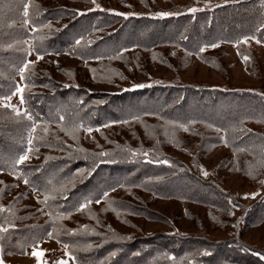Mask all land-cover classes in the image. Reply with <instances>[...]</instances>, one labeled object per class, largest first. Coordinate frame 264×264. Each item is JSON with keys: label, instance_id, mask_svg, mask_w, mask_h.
<instances>
[{"label": "trees", "instance_id": "trees-1", "mask_svg": "<svg viewBox=\"0 0 264 264\" xmlns=\"http://www.w3.org/2000/svg\"><path fill=\"white\" fill-rule=\"evenodd\" d=\"M134 1L135 4L139 3L141 5L143 2L142 0ZM25 2L26 0H21V3L17 5V0H0V96L10 94L14 89L12 77L18 67L11 68L9 61L17 60L22 55L20 46L22 41H24V36L19 34H21V31L22 33L24 32V26L19 24L20 20L23 21L19 15L24 10L22 6ZM257 2H260V0ZM257 2L249 0L245 1L244 4L241 2L221 5L211 10L196 12L195 14L184 13L177 17L172 15L163 18L152 14L149 15L146 12H139L137 15L125 18L115 14H105L100 10H87L85 15L76 16L71 9L54 7V9L49 8L42 12V9L37 6L29 7L30 18L31 15L39 13L41 14L39 15V20L42 22L46 21V19L48 21L55 20L61 16L65 19L59 31L51 32L55 36L52 37L54 38L52 46H47L48 51L53 53L66 51L71 55L77 56L80 60L95 59L93 62L98 63L104 59L106 50L102 49L107 45L111 48V55L106 59L119 61L122 65L121 67L110 66L109 63L107 65L98 63L91 67L96 80L102 83L106 81L108 84L115 86L111 90L99 91L88 90L87 87L78 85L73 70L65 72L66 79L64 84L46 76L33 77L32 74H35L31 70H27L25 73L26 79L23 80L24 83L28 84V80L30 81L28 85L33 86L31 83L36 85V83L44 82L45 89L52 90L51 92L36 93L32 91L29 93L25 89V110L32 114L34 121L43 122L49 128L45 139L35 142L34 146L36 148L49 145V150L57 149L62 151L63 154H70L71 151L69 149L71 148L67 149L68 147L65 144L68 142H70L69 144L79 142L78 131L85 130L87 127L85 119L93 114L95 115L94 123H96L94 127H102L98 121H110L111 126L99 128L101 135L114 136L115 133L111 132L114 127L119 129H122V127L130 128L129 132L131 134L133 132L139 135L141 133L144 134V139L141 143L150 145L147 133H153L154 138L157 139V144L169 142L179 149L182 154L188 156L190 160L189 162L181 161L168 154L157 152V148L152 149V147L146 150L150 159L166 158L171 162L172 166L150 164L145 162V160L135 162L134 158H138V156L126 160H111L113 162H107L110 158H105V162H101L95 153V159L93 154H88L84 156V162H80L79 159L84 157L79 158L78 156L77 158L74 152L77 161H71L73 163L71 165H75L77 162L79 166H76L74 170L82 168L86 172L83 179L76 180L75 186L66 187L67 182H69L67 179L57 183L58 176L61 173L58 167L62 166L67 161L65 158L69 157L62 156V159H57L52 165L57 167L59 172L53 176V180H55L54 187L51 186L47 191L54 194L55 199L54 201L50 199L48 204L44 205V212L46 214L49 211L53 213L65 212L62 205L65 196H70V193H74L85 185L91 184L92 186L93 182V185H100L95 183L102 181L97 180L96 175L100 169L106 167L105 164L110 166L109 163L121 162L123 167H131L140 163L144 171L143 176L149 183L142 182L132 185L139 189H145L150 193L153 191L159 195L156 197L177 198L184 205L187 204V206L189 203L200 205L206 210L209 219L216 228H224V226H220L228 221L227 211L232 207L229 200L235 204L234 199L228 193L220 190L213 182L200 178L202 177L198 171L200 160L195 159L204 157L214 146L224 144L233 154V160L237 164L235 166H238L237 171H241L244 175L247 174V171L251 174L255 173L253 177L264 175V134L249 126L250 124H264V98H260V101H255V95L250 92L234 94L210 86L162 84L161 81L157 83V80L152 81L151 84H145L136 81L135 78H130L128 74L134 73V68L137 64L139 65L142 54H148L146 57L147 61L150 59L153 63H160L165 61L161 55L171 50L177 56L176 59H178L174 66L170 65V68L174 69L173 72L186 66L184 62H181L182 55L185 56L186 64H188L187 59H190L191 55H195L198 60L217 71L223 72L222 60L224 53L222 47L227 43L234 44L241 55H248L252 59V55L249 54L248 50L247 53L244 52V43L237 44V41L246 36H255L257 39L264 41V28H261V25H264V6L259 9L253 8ZM127 10L128 8H126ZM145 10L149 9L145 8ZM35 23L38 24L36 25L37 27L41 26L36 33L38 38L39 35H43L40 34L43 26L41 25L42 23L36 21ZM16 34H18L17 37H15ZM81 36L84 38L85 44H82L74 52H70L69 50L74 45L75 40ZM49 40H38L39 44L35 40V44L39 45L41 49L47 50V47H42ZM87 41H92V43L89 45ZM212 43L217 44L218 47L207 46ZM200 47H205L203 53L199 51ZM214 51H222V53L219 52L215 55L213 54ZM121 52L122 57L116 58ZM96 57L100 58L97 59ZM97 67H100V75H97ZM121 75L124 80L129 81L125 88H122L119 83L112 82V80L117 79ZM134 84H143L145 87L134 88ZM36 98L40 99L38 103ZM55 99L57 102L51 103ZM135 108V111L130 112ZM61 116L64 117L62 122L64 129L71 130L83 125L75 132V139L67 131L61 130ZM134 116L139 118L136 119L135 125L139 124L140 127L142 125V132L133 131L132 122L134 120L132 117ZM154 120L155 123L150 129L149 125ZM113 121H116V123H112ZM122 121L129 122L122 123ZM190 122L194 123L190 124ZM31 123L24 117H17L10 109L0 108L1 151L7 150L3 148L5 146L11 148L7 154L1 152V156L4 158L0 159V172L10 174L13 172V169L8 165L12 158L16 157L24 148L22 144L26 143L27 129L31 127ZM159 123L162 125L166 124V127L164 125L163 128H159ZM174 124H190V130L184 131L183 134L180 132L183 129L174 127ZM105 130L107 131L106 134H104ZM39 134L44 135L43 132ZM221 136L225 137L227 144L221 141ZM194 139H197L196 143ZM62 141L65 144H62ZM124 149L127 150V147H124ZM99 152H107V150H100ZM139 152L143 151L139 150ZM38 153L41 157L44 156L42 152ZM47 164L48 168L43 170L44 173L50 169L51 163L48 162ZM30 167L32 166L27 164L21 165L18 167V171L23 172L25 168L30 169ZM41 167L42 169L44 168L43 165ZM92 169H94L92 175L88 176V170ZM33 175L26 177L32 182L31 187H38L40 185L39 173H34ZM177 180L181 181V186H168L170 182ZM62 185L67 189L63 195L52 193V189ZM90 190L89 196L96 197L93 187ZM103 192L100 191V194L102 195ZM115 192L117 190L113 191V193ZM84 194L86 193L82 189L78 190V194L75 197L76 200L83 201ZM2 195L3 193L0 192V196ZM51 202L52 206H50ZM120 202L121 207H118L120 210L123 209L142 215L151 213L152 217L157 220L168 219L164 214L158 211H150L146 207L143 208L144 206L140 207L141 205L137 206L127 201ZM112 204L115 205V201ZM76 212L75 207H72L69 217ZM185 212L187 216L194 218V213L189 208L186 207ZM258 212L260 214L264 213L263 206L253 204L247 208L248 220L256 221ZM1 213L2 211H0V225L1 223L6 224V216L8 215ZM15 218L16 214L13 212L8 223L14 221ZM63 223L66 224L65 218L57 220L55 223L50 220L46 229L45 226H42L40 230L31 228L28 232H23L24 230L20 233L15 232L13 239L24 233L20 237L24 236L25 241L18 248L8 244L5 248L14 251V253L22 254L31 244L48 235V232L53 230L62 231ZM64 241L72 246L74 243H85V238L81 236L75 238V235H70L66 236ZM104 241L105 239H98L100 243ZM71 242L72 245L70 244ZM232 244L234 246H231ZM115 245L116 242H108L101 246L91 247L90 250H78L75 259L78 263L83 261V264H85L84 261L87 258H91V261L87 264H98L113 251H118L114 258H123L127 261L126 264H189V261H192V264H256L257 260L252 254L254 251L236 239H231L226 245L225 243L211 241L202 236L190 234L157 232L148 237L137 238L121 247H115ZM204 251L210 252L211 255H201L200 253ZM169 257H174V259Z\"/></svg>", "mask_w": 264, "mask_h": 264}, {"label": "rangeland", "instance_id": "rangeland-1", "mask_svg": "<svg viewBox=\"0 0 264 264\" xmlns=\"http://www.w3.org/2000/svg\"><path fill=\"white\" fill-rule=\"evenodd\" d=\"M142 1V5L139 3L135 4L134 0H96V3L100 5L101 9H113L116 12H135L136 14L139 12H146L149 15H154L156 12L170 11L180 12V15H183L184 13H188L187 8H204L206 3L210 5V8L207 10H211L217 7V5L221 6L241 2L244 4L245 1L249 0H227V2H225V0ZM252 1L257 2L259 0ZM20 3L21 0H17V5ZM25 3H28L31 8L37 6L42 9V12H45V10L49 8L54 9V7L71 9L74 12L76 10L87 12L88 9L95 8L92 0H26ZM263 6L264 0H260V2L254 4L253 8L259 9ZM22 8L24 9L23 6ZM126 8H128L127 11ZM145 8L149 10H145ZM254 11L257 12L256 10ZM102 12L105 14H114L107 11ZM39 15L41 14L38 13L37 15H31V18L28 15L27 18L29 19L30 24L27 25L24 24V10H22V14L19 15L20 18L23 19V21H19V24L24 26V32L22 33L21 31V34L19 35L24 36V41H22L20 46V52L22 55H20V57L17 56V60L9 61V66H11V68L18 67L16 69V73H14L15 75L12 77L13 86L20 84L29 93L32 91L36 93L52 91L50 89H45L44 82L38 84L36 83V85L31 83L33 86H29L28 84L30 81L27 80L28 84H26L23 80H21L18 70L22 66L23 61L30 60L33 61L34 64L28 70H31V72L35 74H32L33 77L46 76L47 78H52L57 82H62V84H64L66 79L65 72L67 70H73L77 84L87 87L88 90H111L115 87L113 84H108L106 81L105 83H102L96 80L94 78V71L91 70V67L98 63L105 65L109 63L110 66L116 65L122 67L119 61L106 59L111 55L110 46L105 45L102 49L106 50L105 56L104 59L98 63L93 62L95 59H90L88 61L80 60L77 56L71 55L66 51H60L59 55H56V53L48 51L47 46H52V40L54 39L52 37L55 36L51 34V32L59 29L65 19L61 16L55 20L53 19L48 21L46 19V21L42 22L39 20ZM180 15H173V17ZM35 21L42 23L41 25L43 26L40 30V34L43 35H39L38 38V34H36L38 31L33 32L32 29L36 28L39 30L41 26L37 27L36 25L38 24H36ZM7 24H9V22H7ZM49 24L51 25V30L46 27V25ZM17 36L18 34H16L15 37ZM41 38L50 39L42 47H47V50H43L39 45L35 44V40H43ZM256 40L257 38L249 39L247 43H244V52L247 53L248 50L249 54L252 55V59L248 55H241L238 48L234 44H224L222 47V51L224 53V58L222 60V66L224 69L223 72L217 71L206 63L198 60L195 55H191L190 59H187L188 64H186L185 56L182 55L181 62H184L186 66L176 72H173L174 69L170 68V65L174 66L178 59H176L177 56L171 50L167 51L164 55H161L162 59L165 61H161L160 63H153L150 59L147 61L146 57L148 54H142L139 65L137 64L134 68V73H129L128 76L145 84H151L152 81L157 80L161 81L162 84L174 83L195 86H210L218 90L234 94H238L240 92H250L252 95H255V101H260V98H264V41H262V39H258L260 43H257ZM39 41L37 44H39ZM30 45L41 51L43 55L42 59L37 60L35 51H33L31 55H28ZM222 51H214L213 54L216 55L219 52L222 53ZM240 56H247L249 59L245 63L244 57ZM173 57H175V59H173ZM97 75H100V67H97ZM29 77L31 78V76ZM112 82L119 83L122 88H125L129 83L128 80H124L122 75L118 76L117 79L112 80ZM39 100V98H36L37 103ZM55 101L57 102L55 99L51 103H54ZM11 103L21 108L22 111L25 110L26 104L24 103L21 105L19 95L13 96ZM135 110L136 108L130 112ZM85 122L87 127H91L93 129L91 133L81 130L78 131L80 136L79 142L71 144H69L70 142L66 144L63 141L61 142L68 147L67 149L71 148L69 149L71 151V155L68 153L63 154L62 151L57 149L49 150V145L37 147L38 152H42V155L44 156L41 157L38 152L35 153L27 162V165L32 167H30V169L25 168L23 172L19 170L23 176H31L34 173H39L38 176L40 185H38V191H33L31 184H25L22 177L14 175V170L11 174L0 172V181L3 182L0 183V192L3 193V195L0 196V204L5 207V210L2 211L1 214L8 215L6 216L7 218L5 217L6 224L1 223V225L7 227V223L10 221V215H12L13 212L16 214L15 220L10 222L14 224V227L9 229V232L5 234L4 240L0 242L2 243L0 258L3 259L4 264H37L36 258L31 255L33 249L43 252L41 261L46 262V264H56V262L61 259L66 260L68 264H83V261L78 263L76 259L73 260L64 255L63 245L67 244L64 239L66 236H70L67 234V230L71 229L78 230L75 234V238L78 236L85 238V243L83 244L74 243L72 245V242L70 243L72 246H69L72 251V255L75 258L78 250H90L91 247L101 246L108 242H116L115 247H121L125 243H130L137 238L151 236L157 232H163L165 234L178 233L202 236L203 238L225 243L226 245H228V241L231 239H236L237 241H240L250 247L254 252L264 254V213L260 214V212H258L257 219L254 222L253 220H248L247 218L249 217L247 208L251 207L253 204L263 206L264 209V175H257L256 177H253L255 173L251 174L247 171V174L244 175L241 171H237L236 169H238V166H235L236 163L233 160V154L225 147L224 144L214 146L206 155H204V157H198L195 159L200 160L198 171L202 177H199L203 180L213 182L220 190L228 193L234 199L236 207L232 206L227 211L228 221L220 226H224V228H216L209 219L206 210L200 205L189 203L187 206V204L184 205L177 198L156 197L159 195L155 194L153 191L150 193L145 189H139L132 185L142 182L149 183L143 176L144 171L140 163L134 164L131 167H123L121 162H114L109 163L110 166L105 164L106 167H103V169L98 171L96 175L97 180L102 181L95 183H99L100 185H93V182L92 186L89 184L80 188L84 193H86L83 195L84 199L86 197L91 198L93 203L89 206L88 210L76 212L71 217L67 216V218H65L66 224L63 223L62 227L63 233L61 230L57 231L60 236L49 237L46 235L39 241L31 244L22 254L14 253V251L5 248L7 244L18 248L25 241L23 238L24 236L20 237V235H24V233L19 234L16 239H13L15 232L20 233L22 230H24L23 232H28L31 228L40 230L42 226H45L46 229L49 226L50 218L43 210L45 208L44 204L39 203L38 199L42 200L45 193L48 192L47 190H49L51 186L54 187L55 180H53V176L59 172V169L61 170V173L60 176H58L59 178L57 179V183L67 179L69 182H67L66 187H73L76 180L84 178L86 171L82 168L74 170L76 166H79V163L76 162L75 165H71L73 164L71 161H75L78 156L79 158H82L85 155L93 154V158L95 159L94 153L97 154L100 153V150H107V153L111 154L110 160H126L133 157L129 154L128 150L146 151L147 149H151L149 147H152V149L157 148V152L168 154L181 161H190L188 156L182 154L180 150L174 147L171 143L163 142L161 144H157V139L154 138L153 133H147L150 145H145L141 143L144 139V134L141 133V135H139L136 132L131 134L129 132L130 128L126 129L125 127H122V129H119L114 127L111 130L112 133H115L114 136L101 135L96 129L103 128L104 125L111 126L109 123L110 121H98L102 127H94L96 126V123H94L95 115L92 114L85 119ZM135 123L136 120L132 122V126L134 128L133 131L138 130L139 132H142V125L140 127L139 124L135 125ZM154 123L155 120L151 123L152 126L149 125L150 129H152ZM158 125L159 128H163L164 125L166 127V124L162 125L159 123ZM249 126L264 134V124H250ZM180 132L184 134V130H181ZM106 133L107 131L105 130L104 134ZM107 142H109V144H107ZM194 142L196 143L197 139H194ZM23 146L26 148L27 144L24 143L22 144V147ZM122 146L127 147V150H125ZM3 148L7 150H5L6 152H2L0 147V156L1 152L7 154L11 149L9 146H5ZM74 152L77 155L76 159ZM62 156L69 157L65 158L67 161L64 162L62 166H59V169L52 166L54 165V161L62 159ZM45 157H51V159H48L47 162H45ZM3 158L4 157L2 156L0 157V159ZM98 159L100 158L98 157ZM134 159L135 162L145 160L142 155ZM84 160L85 157L79 159L80 162H84ZM48 162L51 163V166L49 167L50 169L44 173L43 170L48 168ZM42 165L44 167L43 169L41 167ZM201 166L207 171V176L202 174ZM38 167L40 168L39 172L36 171ZM78 169L82 171L83 175H77ZM174 185L181 186L182 183L177 180L168 184L169 187H174ZM91 187L95 190L96 197L89 196ZM58 188L59 187L56 189ZM78 190L74 193L72 192L73 194L70 193L71 195L69 194L70 196H68L67 199H64V203H62V205L64 206L63 208L65 213H69L72 210V207L75 205L78 206L79 202H82L80 200H76L75 198L78 194ZM115 190H117V192L113 193ZM100 191H107L109 196L107 200H101V202L97 204L95 203V200L100 199ZM252 193H256V195L252 196ZM113 201H115V205L112 204ZM120 201H127L137 206L141 205L140 207L144 206L143 208L146 207V209L150 211H158L164 214L168 219L157 220L152 217L151 213H148V215H142L138 213H131L123 209L120 210L118 209L119 206L121 207ZM52 202L50 203V206H52ZM186 207L194 213V218L189 215L187 216L185 212ZM38 209H42V211H38ZM113 209H115V211ZM24 215L26 216L24 217ZM82 225H86L87 228H81ZM25 235H27V233H25ZM127 237H130V239H125ZM98 239H105V241L100 243L98 242ZM77 244L79 245L76 246ZM231 246L234 245L232 244ZM117 252L118 251H113L98 264H126L127 261L125 259L114 258V255H116ZM254 252H252V254ZM253 256L257 258L255 262L256 264H264V261H261L258 256L254 254ZM90 261L91 258H87L84 263L87 264Z\"/></svg>", "mask_w": 264, "mask_h": 264}, {"label": "snow or ice", "instance_id": "snow-or-ice-1", "mask_svg": "<svg viewBox=\"0 0 264 264\" xmlns=\"http://www.w3.org/2000/svg\"><path fill=\"white\" fill-rule=\"evenodd\" d=\"M225 2H227V0H225ZM92 3L95 5V8L94 9H88V11L102 10V11H107V12L114 13L115 15H118V16H123L125 18H127L128 16L137 15L136 13H133V12H127L126 13V12H116L113 9H101L100 5L96 3V0H92ZM219 6L220 5H217V7H219ZM23 7H24V16H25L24 24L27 25V24L30 23L29 19L27 18L28 15H29L28 9H29L30 5L28 3H25L23 5ZM209 8H210V5L206 3L204 8L189 7V8H187V12L191 13V14H195L196 12L205 11V10H207ZM85 14H86L85 12H81L80 10H76L75 11V15L76 16H82V15H85ZM180 14H181L180 12H170V11H160V12L154 13V15L156 17H160V18L168 17V16H172V15H180ZM46 27H48L51 30V25L50 24L46 25ZM261 28H264V25H261ZM257 30H259V29H257ZM32 31L36 32L38 30L36 28H33ZM56 31H59V29H56ZM41 39H43V38H41ZM249 39H256V37L255 36L243 37L241 40L237 41V44H239V43H247V41ZM256 42L260 43V41L258 39L256 40ZM91 43H92V41H87V44L90 45ZM82 44H85V41H84V38L81 36L80 38L75 40L74 45H72V47H71V49L69 51L70 52H74ZM207 46L208 47H213V48L218 47V45L215 44V43L209 44ZM33 51L36 52L37 60H40V59L43 58V55H42L41 51L39 49L35 48L34 46L30 45L29 49H28V55H31ZM199 51L201 53H203L205 51V47H200ZM56 55H59V52H57ZM120 57H122V52L120 54H118V56L116 58H120ZM96 58L99 59L100 57H96ZM248 59H249V57H247V56L244 57L245 61H247ZM33 64H34V62L30 61V60L23 61L22 66L18 70L19 74H20V77H21V80L26 79L25 73H26V71L28 69H30L33 66ZM157 83H159V81H157ZM133 87L134 88H141V87H145V85H143V84H134ZM24 91H25L24 87H22L20 84H16L14 86V90H12L10 92V94H6V95L0 96V108L11 109V111L17 117H24V118H26L29 121H33L32 124H31V127L29 129H27V133H28L27 141H26L27 147L23 148L22 151L16 157H13L11 162L8 165L10 168H12L14 170V172H13L14 175H16L18 177H22L25 184H31L32 182L26 176H23V174L18 171V167L21 166V165L27 164V162L30 160L32 155H34L35 153L38 152V149L34 146L35 142L43 141L45 139V136L49 132V128L43 122L34 121L32 114L30 112H28L27 110H23L22 111L21 108H19L16 105L11 103L12 97L16 96V95H19L20 103H21V105H23L25 103ZM132 119L136 120V119H139V118L134 116V117H132ZM63 120H64V117L61 116L60 117L61 130L67 131L68 134L72 135L73 138L75 139L76 138L75 132L78 130L79 127H83V125H79V126L73 128L71 130L64 129L63 126H62ZM128 122L129 121H122V123H128ZM112 123H116V121H113ZM191 123H194V122H190V124ZM190 124H188V125H185V124H174L173 126L182 128L184 131H189L190 130ZM108 126L109 125H104V127H108ZM96 130L99 131V129H96ZM85 131L88 132V133H91L93 131V129L91 127H87L85 129ZM217 131H219V129H217ZM40 132H43L44 135H40L39 134ZM220 139L225 144L228 143L224 136H221ZM128 151H129V154L132 155L133 157L142 155L145 158V162L156 163V164H164V165H168L170 167L172 166L171 162L168 159H166V158L165 159H149V153L147 151H143V152H139V151H136V150H128ZM95 155H97L100 158L101 162H105V158H110V156H111V154L107 153V152H100V153H97ZM48 159H51V157H45V162H47ZM107 162H113V161L108 159ZM36 171L39 172L40 168L38 167L36 169ZM92 171H94V169L88 170L87 175L91 176L92 175ZM201 172L205 176L208 175L207 171L204 170L202 166H201ZM77 175H83L82 171L78 169L77 170ZM0 183H3V182L0 181ZM32 190L33 191H38L39 189H38L37 186H33ZM66 191H67V189L63 185L60 186L58 189H56V188L52 189V193H58L60 195H63ZM251 195L255 196L256 193H252ZM108 196H109V193L107 191H104L102 193V195L100 196V199H96L95 200V203L99 204L101 202V200H107ZM64 198L67 199L66 196ZM50 199L54 200L55 199V195L46 192L45 195H44V198L42 200L38 199V202L41 203V204L47 205L48 201ZM92 203H93V200L91 198H87L86 197L82 202H79L78 206H74L75 207V211L83 212L85 210H88L89 206ZM229 203L232 204L233 207H236V205L233 204L231 200H229ZM4 210H5L4 205L0 204V211H4ZM113 210L115 211V209H113ZM38 211H42V209H38ZM47 215L49 216L50 220H52V222L55 223L57 220L67 218V216H70L71 213H65V212L53 213L52 211H49L47 213ZM13 227H14V224H12V223H8L7 227H4L3 225H0V242H2L4 240L5 234H7L9 232V229L13 228ZM81 228L86 229L87 226L86 225H82ZM77 231H78L77 229L67 230V234L75 235ZM47 234H48L49 237H54V236L58 237V235H59V233L57 231H55V230L50 231ZM125 239H130V237H127ZM63 248H64V255L68 256L70 259L75 260V257L72 255V251L70 249V246L68 244H64ZM0 252H2V243H0ZM200 254L203 255V256L211 255V253L208 252V251H204L203 253H200ZM253 254L258 256L261 261H264V254H261L260 252H254ZM31 255L36 258L37 264H46V262H42L41 261V257L43 256V252L42 251H36L35 249H33ZM169 258L170 259H174V257H169ZM0 264H4V261H3L2 258H0ZM56 264H68V262L66 260L61 259V260L57 261ZM189 264H192V261H189Z\"/></svg>", "mask_w": 264, "mask_h": 264}]
</instances>
